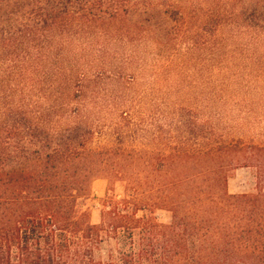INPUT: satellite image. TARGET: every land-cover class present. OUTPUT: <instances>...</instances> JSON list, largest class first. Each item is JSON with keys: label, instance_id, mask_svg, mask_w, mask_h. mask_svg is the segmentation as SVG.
<instances>
[{"label": "trees", "instance_id": "trees-1", "mask_svg": "<svg viewBox=\"0 0 264 264\" xmlns=\"http://www.w3.org/2000/svg\"><path fill=\"white\" fill-rule=\"evenodd\" d=\"M236 14L264 31V0ZM188 18L177 0H0V264H264V178L228 189L242 160L264 167V135L196 103L156 104L153 128L136 108V43Z\"/></svg>", "mask_w": 264, "mask_h": 264}, {"label": "rangeland", "instance_id": "rangeland-1", "mask_svg": "<svg viewBox=\"0 0 264 264\" xmlns=\"http://www.w3.org/2000/svg\"><path fill=\"white\" fill-rule=\"evenodd\" d=\"M177 1L187 11L188 24L174 22L177 28L170 35L159 28L149 31L135 45L133 67L138 79L130 87L132 92L146 90L136 108L145 111L146 121L153 128L159 119L148 115L158 106L169 110L168 103H196L203 111H223L218 121L227 129H236L243 138L244 130L264 135V31L245 29L237 17L245 0ZM218 19L222 24H217ZM197 39L203 44L192 47ZM261 178L264 167L260 171L242 160L229 172L228 189L233 194L251 192ZM117 183L116 191L122 194L123 182ZM108 186L107 178L96 179L93 194L83 201L82 207L90 211L93 223L101 221ZM157 215L163 223L173 219L166 209L158 210Z\"/></svg>", "mask_w": 264, "mask_h": 264}]
</instances>
